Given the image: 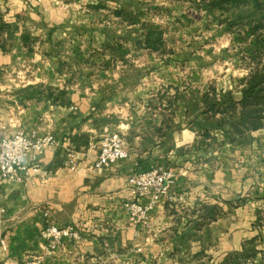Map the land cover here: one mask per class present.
I'll return each mask as SVG.
<instances>
[{"label":"crops","instance_id":"obj_1","mask_svg":"<svg viewBox=\"0 0 264 264\" xmlns=\"http://www.w3.org/2000/svg\"><path fill=\"white\" fill-rule=\"evenodd\" d=\"M128 4L138 23L116 14ZM188 4L0 0V20L12 29L0 51V135L22 129L32 139L53 138L41 154L25 159L21 181L2 183L0 264H217L258 233L253 212L262 202L251 200L236 209L226 230L215 235L219 221H212L210 241L200 236L182 243L201 203L246 196L256 184L264 195V128L252 131L245 146L196 148L207 83L197 72L187 75V59L168 43L157 50L132 43L144 21L171 35L175 29L166 20L190 17ZM25 34L35 39L30 52L21 41ZM119 46L128 51L120 53ZM29 85L65 93L62 99L17 93ZM107 132L123 135L128 155L96 169ZM150 168L170 171L167 193L136 198L129 178ZM135 201L149 205L145 216L131 217L126 204ZM49 224L71 226L77 237L49 250L41 235Z\"/></svg>","mask_w":264,"mask_h":264},{"label":"trees","instance_id":"obj_2","mask_svg":"<svg viewBox=\"0 0 264 264\" xmlns=\"http://www.w3.org/2000/svg\"><path fill=\"white\" fill-rule=\"evenodd\" d=\"M197 2L205 11L199 17L204 19L207 25L211 21L218 24L217 32L226 33L230 37L231 49L238 54V60L242 63L246 74L238 78V96L232 90L216 91L208 87L201 95L205 122L199 129V138L196 141V148L208 147L213 142L219 146H245L251 141V132L264 128V0H189ZM130 5H126L116 11L123 19L130 23H138L136 17L129 11ZM191 17L173 18L171 27L181 24L182 19ZM142 36L132 39L136 46H143L150 49H160L167 40L164 36V29L160 24L153 22L140 23ZM11 26L0 20V51L5 50ZM21 41L28 47V52L35 39L25 34ZM123 47V48H121ZM229 49V48H227ZM118 51L122 54L128 51L127 47L119 46ZM226 51V49L224 50ZM235 55V54H234ZM26 98H39L41 96L62 99L64 91L56 92L55 89L42 87L41 85H29L21 90ZM219 133L221 141L213 133ZM209 139V140H208ZM208 140V141H207ZM244 199L234 201L223 200L222 204L201 203L193 210L194 218L189 220L186 231L181 235L182 243L192 237H205L210 241L212 230L209 224L212 221H219L216 227L225 217V208L232 209L244 203ZM261 223V217H257ZM262 226V225H261ZM216 235V232H215ZM217 264H264V234L259 232L251 238L245 239L241 249L226 254Z\"/></svg>","mask_w":264,"mask_h":264},{"label":"rangeland","instance_id":"obj_3","mask_svg":"<svg viewBox=\"0 0 264 264\" xmlns=\"http://www.w3.org/2000/svg\"><path fill=\"white\" fill-rule=\"evenodd\" d=\"M197 3L198 2L191 3L189 1L188 9L186 10L189 12L191 11L189 15L191 18H188V20L182 19L181 24L176 26V28H174L175 30H172V34L166 36L167 40H165V42L174 48V50H171L177 54L176 56L181 59H187L186 63L182 62V66L183 69L187 71L188 76L196 75L194 72H197V75L202 77L207 83L208 86L206 88L213 87L216 91L232 90L235 92L237 91L235 88L238 86L236 80L243 76L241 73L245 69L238 60V54L236 55L235 51L231 49L229 35L217 32L218 24L215 20L204 25L208 20L199 19L205 11ZM166 24L170 27L172 25L175 27L173 19H171V21L166 20ZM225 49L226 51H224ZM0 76L2 78L3 74ZM252 141L253 139H251L249 144ZM257 186L259 185L256 184L253 186L251 193L246 196H232L230 198V201L244 199V203L232 209L224 207L226 214L216 227V234L226 230L233 221V217L237 219L235 213L236 209L251 200H260L262 202L261 208H256L253 212V229L258 233L261 232L264 234V195H262V197L259 196V192L255 188ZM258 216L261 217V223L257 222Z\"/></svg>","mask_w":264,"mask_h":264},{"label":"built area","instance_id":"obj_4","mask_svg":"<svg viewBox=\"0 0 264 264\" xmlns=\"http://www.w3.org/2000/svg\"><path fill=\"white\" fill-rule=\"evenodd\" d=\"M53 143L50 135L37 139L29 137L22 129H18L10 136L0 135V198L1 186L5 180L21 181V172L24 170V161L27 157L35 158L41 154L45 146ZM128 155L124 137L118 132H107L99 141V149L94 168L99 169L125 158ZM67 157L70 165H74L73 152L68 151ZM129 182L133 185L136 198L150 196L152 200L158 199L167 193L170 183V171L162 168H150L134 173ZM131 217H143L149 205L138 201L126 204ZM77 232L71 226L58 227L49 224L42 230L41 235L46 241V248L53 250L65 237H77ZM117 264H129L123 261Z\"/></svg>","mask_w":264,"mask_h":264}]
</instances>
